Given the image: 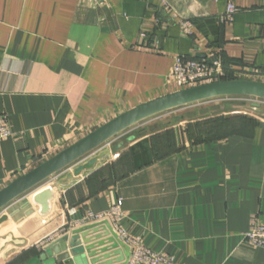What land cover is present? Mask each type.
Returning <instances> with one entry per match:
<instances>
[{
	"label": "crops",
	"instance_id": "0c3cea01",
	"mask_svg": "<svg viewBox=\"0 0 264 264\" xmlns=\"http://www.w3.org/2000/svg\"><path fill=\"white\" fill-rule=\"evenodd\" d=\"M211 54L233 77L264 82V0H0V114L13 132L0 141V190L114 117L183 89L177 57ZM217 101L130 127L2 210L0 264H27L97 223L89 211L116 205L130 237L176 264H264V249L244 240L254 216L264 222V113ZM48 187L43 211L33 195Z\"/></svg>",
	"mask_w": 264,
	"mask_h": 264
},
{
	"label": "water",
	"instance_id": "95a60500",
	"mask_svg": "<svg viewBox=\"0 0 264 264\" xmlns=\"http://www.w3.org/2000/svg\"><path fill=\"white\" fill-rule=\"evenodd\" d=\"M226 96H250L264 99V82L236 77L220 78L168 93L125 111L2 188L0 212L50 177L75 164L130 127L167 111ZM97 160L98 158L95 157L86 164L80 165L66 178L71 179L74 175H79L85 168L92 167ZM63 182L64 180L61 181ZM58 185L55 183L53 187ZM51 196L52 188L48 187L34 194L33 199L43 206V211H46ZM28 205L29 201H26L24 207ZM33 212L34 209L31 208L27 214L30 215ZM17 213L18 211L11 215L14 216ZM8 218V215L0 217V223L7 221ZM71 255H86L90 259V264H127L130 249L119 238L110 222L104 220L62 235L44 247L27 264H55L56 261L68 259Z\"/></svg>",
	"mask_w": 264,
	"mask_h": 264
},
{
	"label": "built area",
	"instance_id": "2783aa9c",
	"mask_svg": "<svg viewBox=\"0 0 264 264\" xmlns=\"http://www.w3.org/2000/svg\"><path fill=\"white\" fill-rule=\"evenodd\" d=\"M236 12L237 7L235 4L229 2L224 17L230 21ZM182 26L187 33H191L192 24L190 21L183 22ZM224 75L225 69L223 61L219 57H216L215 54H211V56L206 59H185L177 57L172 69L173 79H175L184 88L216 81ZM230 98H232V96L214 98L190 105L205 103L215 99L226 101L231 100ZM254 98L260 99L259 102L264 103V99ZM255 105L259 106L260 104L255 103ZM11 136H13V132L10 127L9 115L7 113H1L0 141ZM122 215V210L118 205L113 206L110 210L104 213L93 214L90 211L88 213V217L95 221L101 222L108 220L115 232L118 234L119 238L129 246L130 257L127 264H176L173 257L170 255L153 251L145 246L139 239L130 237L121 226L120 221ZM244 240L252 247L264 249V222L259 220L257 216H254L250 229L244 234Z\"/></svg>",
	"mask_w": 264,
	"mask_h": 264
},
{
	"label": "rangeland",
	"instance_id": "374dc122",
	"mask_svg": "<svg viewBox=\"0 0 264 264\" xmlns=\"http://www.w3.org/2000/svg\"><path fill=\"white\" fill-rule=\"evenodd\" d=\"M230 99L231 100H226V101H224V103H221L222 104L221 106H223V108L226 106V107H229L230 109H235L237 111H241V112L249 113V114H253V115H259V114L264 113V103L259 102L260 99H255L254 97H250V96H245V97L232 96V98H230ZM217 100H219V99L214 100V104H218L219 101H217ZM255 103H259L260 105L257 106V105H255ZM219 104H220V102H219ZM201 105H203V103H201ZM206 106H210V104L206 105ZM164 114L171 115V116L178 115V116H180L179 117V119H180L183 115H185V116L187 115V109L185 110V108L183 109V107H181V108H177V109H174L171 111L164 112L160 115H164ZM33 193H34V190L28 192L24 196H29L30 194H33Z\"/></svg>",
	"mask_w": 264,
	"mask_h": 264
},
{
	"label": "trees",
	"instance_id": "16d2710c",
	"mask_svg": "<svg viewBox=\"0 0 264 264\" xmlns=\"http://www.w3.org/2000/svg\"><path fill=\"white\" fill-rule=\"evenodd\" d=\"M230 78H235L233 77L228 71L225 69V75L222 77V79H230Z\"/></svg>",
	"mask_w": 264,
	"mask_h": 264
}]
</instances>
